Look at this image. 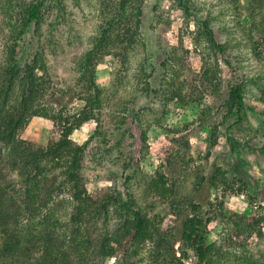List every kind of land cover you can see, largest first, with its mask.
<instances>
[{
  "label": "rangeland",
  "instance_id": "374dc122",
  "mask_svg": "<svg viewBox=\"0 0 264 264\" xmlns=\"http://www.w3.org/2000/svg\"><path fill=\"white\" fill-rule=\"evenodd\" d=\"M31 1L0 0V67L20 68L43 53L41 107L16 134L32 150L60 139L82 108L76 63L84 52L102 35L134 32L126 54L120 43L104 48L95 65L100 99L94 118L69 133L84 145L79 175L85 198H113L105 213L75 220L61 166L35 173L33 201L27 200L32 198L22 194L17 170L10 168L9 147L0 141V168L15 184L10 195L19 204L13 226L29 247L37 246L31 256L41 255L42 236L49 234L76 264H164L157 237L173 238L178 255L182 215L204 216L211 208L206 202L221 201L227 215L254 227L250 235L232 238L236 222H209L207 242L219 250L212 264L260 263L264 221L254 223L264 216V0H132L126 13L137 7V24L134 17L120 22L121 0H44L36 20L24 15ZM237 89L242 110L223 120L224 101L234 102ZM17 95L15 88L12 105ZM215 166L226 184L198 186ZM134 211L156 230L137 245L128 239ZM104 234L110 241L100 251L94 238ZM184 250V263L195 264L194 253Z\"/></svg>",
  "mask_w": 264,
  "mask_h": 264
},
{
  "label": "trees",
  "instance_id": "16d2710c",
  "mask_svg": "<svg viewBox=\"0 0 264 264\" xmlns=\"http://www.w3.org/2000/svg\"><path fill=\"white\" fill-rule=\"evenodd\" d=\"M33 1L28 3V6L24 10V15L28 19L36 20L44 0ZM131 1L121 0L118 4L119 9L125 11L123 20L120 22L128 21L129 17H134V23L137 24L139 9L136 7L133 10V14L126 13L128 12L126 8L132 6V4L130 5ZM123 30L122 32L113 33V36L102 35L77 61V82L79 83L80 90L83 91L80 98L83 101L82 108L77 114L71 116V121L68 122L64 135L60 139L47 144L43 149L32 150L29 148L30 145L28 143L16 137L17 131L26 123L27 119L37 115L39 107H41L40 99L47 85V80L44 76L46 64L42 51L36 52L32 59L20 68H17L14 64L8 65L5 68L0 67V141L9 147L10 168L17 170L22 184L20 191L22 194H25V198H32V194H35L34 174L40 171L45 172L48 167L61 166L64 168V181L71 184L70 196L75 203L74 216L75 220L79 222L87 221L88 218H94L99 213H105L108 203L113 198L110 194H105L98 203L89 202L85 198L79 175L84 145L73 143L69 138V133L83 122L94 118L93 111L98 108L100 99V88L95 82V65L102 55L104 48L120 43L122 45L120 53L124 55L127 53L130 45L133 44L134 32H123ZM37 31L38 23L35 21V32L33 33L38 40L39 32ZM36 70H40L42 72L41 75H37ZM206 73L207 68L201 74L202 86H205L206 80H208ZM168 80L170 79L166 81ZM171 86H168V88ZM15 88L17 89L18 98L15 104L12 105L10 103V94L12 95ZM173 96L181 97L177 91L173 92ZM236 96L234 102L230 101V99L224 101L225 113L222 116L223 120L231 115L233 109H235L236 113L242 110L238 89ZM225 179L224 171L220 170L219 166H215L209 176L199 178L198 186L201 187L205 184L209 188H215L219 183L222 185L226 184ZM160 181L163 180L161 179ZM14 187L15 184L5 177L3 169L0 168V264H76L72 259L73 254L63 251V248L56 244L49 234H43L42 236L41 255L36 259L31 256L34 250L37 249V246L33 248L29 247L26 244L27 240L23 236H20V233L17 230L15 231V226H13L15 211L19 209V204L13 202L10 195L15 194V191H13L15 190ZM154 188H156V185H154ZM27 200L32 202L33 198ZM206 204L208 208H211L204 216L199 212L193 215H182L178 230L179 237L177 238L180 241L177 249L179 251L178 255H175L172 247L175 241L173 238L157 237L155 244L161 250L160 258L164 264H185L184 259H186V255L184 249H188L194 253L196 257L195 264H212L214 261L213 257L219 255V250L215 249L213 243L207 242L206 234L208 232V223L215 219L219 221L225 220V223L230 225L236 222L235 227H237V230H235V233L230 229V232L233 233L231 235L232 238H237L244 233L250 235L253 232L254 225L251 223H243L241 218L237 219L238 216L236 214L227 215L222 209L221 201H208ZM196 208H198L197 204H191L192 210L197 211ZM233 218L237 220H233ZM261 219L264 221V216L256 218L254 224L257 225V221ZM155 232L156 230L146 215L140 211H134L132 232L128 236L129 242L136 245L140 244L147 239H152ZM254 233L255 235L261 233L259 227H257ZM229 240L232 239L229 238ZM94 241L100 251H103L110 238L107 234H104L94 238ZM234 241L236 240L234 239ZM87 242L91 243V241ZM75 247L79 248V244H76ZM31 259H34V261L31 262ZM242 261H245L244 258ZM244 263L264 264V258L260 263L253 260H247ZM119 264L125 263L120 262Z\"/></svg>",
  "mask_w": 264,
  "mask_h": 264
}]
</instances>
